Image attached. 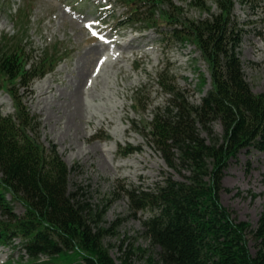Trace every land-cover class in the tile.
<instances>
[{
	"label": "trees",
	"instance_id": "trees-1",
	"mask_svg": "<svg viewBox=\"0 0 264 264\" xmlns=\"http://www.w3.org/2000/svg\"><path fill=\"white\" fill-rule=\"evenodd\" d=\"M109 1L127 7L119 26L139 23L159 31L168 44L192 43L211 79V89L194 106L173 78L157 74L169 98L152 112L142 135L169 169L187 168L189 176L176 180L163 173L151 188L122 190L132 215L147 214L143 231L157 253L156 261L145 264H264V249L252 254L248 245L252 234L264 241V211L252 232L220 201L229 162L242 151L264 154V92L255 94L245 79L238 55L242 28L233 15L237 2L255 8L264 7V0H187L206 14L199 19L186 17L169 0ZM159 6L168 8L166 19L155 18ZM7 36L0 41V90L14 109L0 111V244L15 248L18 240L28 264H132L126 254L116 263L101 250L99 218L92 219L91 209L70 189L73 168L54 145L41 141L40 120L19 93L29 95L32 82L68 56V47L54 43L34 56L23 39ZM135 95L133 102L145 113L148 101ZM215 122L220 135L211 132ZM12 204L23 213L16 214Z\"/></svg>",
	"mask_w": 264,
	"mask_h": 264
},
{
	"label": "rangeland",
	"instance_id": "rangeland-1",
	"mask_svg": "<svg viewBox=\"0 0 264 264\" xmlns=\"http://www.w3.org/2000/svg\"><path fill=\"white\" fill-rule=\"evenodd\" d=\"M169 1L188 18L206 17L187 0ZM109 4L113 13L105 7ZM168 11L159 6L155 18L166 19ZM127 12L126 6L109 0H0V41L5 34L8 38L17 36L34 56L54 43L58 48L68 47V56L32 82L29 95L22 89L19 93L40 120L41 141L54 145L73 168L70 189L91 209V218H99L101 250L116 263L126 254L132 264H145L151 263L149 258L156 261L157 253L143 231L147 214L132 215L122 190L151 188L163 173L176 180L189 176L187 168L178 172L169 169L142 135L152 112L169 98L159 88L157 74L163 71L173 78L194 106L211 89V79L207 64L192 43L168 44L154 29L145 30L139 23L118 26V19H124ZM233 15L243 34L238 49L242 71L251 90L262 93L264 7L249 8L237 2ZM157 22L165 24L160 19ZM76 89L82 101L79 115L70 104ZM135 92L148 101L145 113L133 102ZM0 111L4 115L13 112L11 98L2 90ZM211 132L221 134L217 122ZM133 148L137 151L123 155ZM222 185V205L255 231L264 211V154L240 152L229 162ZM12 208L18 215L23 213L20 204H12ZM17 244L15 241L12 249L0 246V264H28ZM248 245L252 254L264 249V241L253 234Z\"/></svg>",
	"mask_w": 264,
	"mask_h": 264
},
{
	"label": "bare ground",
	"instance_id": "bare-ground-1",
	"mask_svg": "<svg viewBox=\"0 0 264 264\" xmlns=\"http://www.w3.org/2000/svg\"><path fill=\"white\" fill-rule=\"evenodd\" d=\"M39 88V87H38ZM76 92V93H75ZM71 103L74 106L75 109V114L79 115L81 112V106H82V101H81V96L79 89H76L73 94L71 95ZM69 104V105H70ZM74 112V111H73ZM72 114V113H71ZM74 114V113H73ZM74 116V115H73ZM76 117V116H75ZM80 117V116H79ZM78 118V117H77Z\"/></svg>",
	"mask_w": 264,
	"mask_h": 264
}]
</instances>
